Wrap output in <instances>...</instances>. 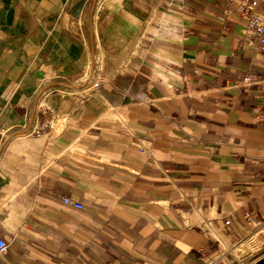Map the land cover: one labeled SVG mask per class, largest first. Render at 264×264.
Wrapping results in <instances>:
<instances>
[{
    "label": "crops",
    "instance_id": "obj_1",
    "mask_svg": "<svg viewBox=\"0 0 264 264\" xmlns=\"http://www.w3.org/2000/svg\"><path fill=\"white\" fill-rule=\"evenodd\" d=\"M252 2L0 0V264H264Z\"/></svg>",
    "mask_w": 264,
    "mask_h": 264
},
{
    "label": "built area",
    "instance_id": "obj_2",
    "mask_svg": "<svg viewBox=\"0 0 264 264\" xmlns=\"http://www.w3.org/2000/svg\"><path fill=\"white\" fill-rule=\"evenodd\" d=\"M256 5V2L245 3L241 9L248 22V44L253 46L257 50V52L264 53V16L255 9ZM258 81L259 78H257L256 76L248 75L244 78V83L246 84H254ZM63 200L67 205H72L76 208H82L81 203L75 202L69 197H64ZM246 217L249 221L253 220V216L251 213H247ZM6 249L7 243L0 237V252L4 253ZM219 264L226 263H224L223 261H219Z\"/></svg>",
    "mask_w": 264,
    "mask_h": 264
}]
</instances>
